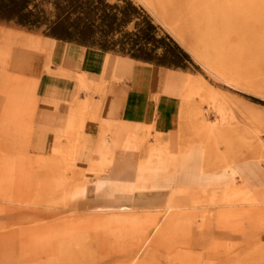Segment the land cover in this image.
Masks as SVG:
<instances>
[{
    "label": "rangeland",
    "instance_id": "rangeland-1",
    "mask_svg": "<svg viewBox=\"0 0 264 264\" xmlns=\"http://www.w3.org/2000/svg\"><path fill=\"white\" fill-rule=\"evenodd\" d=\"M129 1L156 27L159 47L154 61L147 63L184 76L176 103L169 105L172 123L166 128L154 121L137 125L136 138L142 142L128 154L143 164L152 147L164 149L169 159L157 172L162 188L128 196L120 187H105L97 198L94 183L110 169L100 161L86 170L95 141L83 145V129L74 160L65 151L64 134L61 154L51 157L53 132L35 123L42 112L63 114L67 100L75 99L99 104L102 119L105 97L112 92L107 84L121 80L120 74L105 73L102 67L96 76L85 74L83 87L70 88L64 81L73 75L66 61L61 62L57 71H49L56 90L64 94L60 111L42 107L35 91L0 93V264H264V0L239 4L243 25L225 35L232 62L226 69H217L187 44L157 0ZM106 3L123 5L121 0ZM138 21L133 19L113 38L134 32ZM45 27L27 29L0 19V32L56 40L44 34ZM51 49L14 46L9 58L14 51L33 54L45 70ZM188 77L194 89L183 97ZM89 121L99 127L97 118L85 123ZM111 133L105 139L107 150L116 152L126 133L118 139ZM222 172L239 187V194L228 178L222 181ZM82 178L88 180L80 196L75 190ZM171 188L173 201L166 209ZM112 217L127 220L115 223Z\"/></svg>",
    "mask_w": 264,
    "mask_h": 264
},
{
    "label": "bare ground",
    "instance_id": "bare-ground-1",
    "mask_svg": "<svg viewBox=\"0 0 264 264\" xmlns=\"http://www.w3.org/2000/svg\"><path fill=\"white\" fill-rule=\"evenodd\" d=\"M243 0H157L163 14L176 24V29L187 44H191L200 50L204 59L217 67V69H226L229 61V54L225 50V35L238 30L243 22L240 20L239 4ZM256 1V0H255ZM259 1V0H257ZM253 0L250 2L252 3ZM260 17L257 16L256 22ZM2 43L0 45V93H6L9 90L35 91L36 84L29 83L36 81V78H30L19 74V65L9 59L11 49L15 47L41 51L51 49L55 43L61 41L54 39L41 38L25 33L0 32ZM193 48V47H192ZM135 59L119 56L111 53H104L103 70L124 74L132 66ZM227 61V62H226ZM49 58L45 59L44 68L49 72ZM105 68V69H104ZM73 78L65 79V84L70 88H81L87 83V77L84 72L72 74ZM170 81V76H167ZM194 89L193 80L186 78L183 90V97ZM36 98V97H35ZM37 99H34V108ZM68 108L63 114H56L43 111V117L35 121L36 126L42 130H51L53 140L51 144V157H57L62 152L63 142L61 137L64 134L65 151L72 160L77 150L78 141L85 121L98 119L99 127L97 136L92 148V157L86 170H92L102 161L109 167V174L103 180L96 179L95 195L100 197L105 187L121 188L130 196L134 191L160 189L158 185L160 176L157 174L161 170L163 163L169 159L167 152L160 146L152 147L147 153L146 161L140 164L136 159L128 156L134 153V150L140 146L142 139H137L135 130L139 128L135 124H129L125 121L100 119L98 115L99 104L91 106L90 102L79 103L75 99L67 100ZM85 113V115H84ZM64 133H61V132ZM126 133L124 142H120L121 148L118 151L111 152L107 150L106 136L108 133ZM30 132H28V137ZM27 143V142H25ZM262 145V144H261ZM262 148L264 146L262 145ZM34 166V165H33ZM151 171L149 174L148 172ZM223 182L228 176L225 173L219 174ZM79 180V179H78ZM81 179L75 191L83 196L85 190V181ZM227 183L233 188L234 193L239 194L240 190L235 182L228 178ZM244 181V180H242ZM242 185V184H241ZM246 183L243 182L241 188ZM175 189V188H174ZM174 189L171 188L167 195L165 208L170 209L173 201ZM160 196V193L158 194ZM123 207L120 208L122 210ZM127 218L112 217V222H123ZM129 220V218H128ZM33 237V236H31ZM29 237L25 239L28 241Z\"/></svg>",
    "mask_w": 264,
    "mask_h": 264
},
{
    "label": "crops",
    "instance_id": "crops-1",
    "mask_svg": "<svg viewBox=\"0 0 264 264\" xmlns=\"http://www.w3.org/2000/svg\"><path fill=\"white\" fill-rule=\"evenodd\" d=\"M104 53L72 43H55L49 56V71H57L59 63L66 61L70 74L84 72L96 76L103 67ZM11 55L9 59L20 66L18 73L36 74L35 93L42 107L48 111H60V99L64 94L61 90H56L53 76L43 70L39 58L18 51L12 52ZM106 72L109 70L105 69ZM120 76L121 80L107 84L112 92L105 97L101 110L102 119L125 121L138 126L154 121L160 126L163 124L165 128L172 123L174 112L169 105L172 106L178 99L177 85L184 79L183 75L160 65L135 60ZM167 76H170V81H167ZM97 130V122L85 123L81 139L83 145L95 141ZM111 134L117 139L120 136Z\"/></svg>",
    "mask_w": 264,
    "mask_h": 264
},
{
    "label": "trees",
    "instance_id": "trees-1",
    "mask_svg": "<svg viewBox=\"0 0 264 264\" xmlns=\"http://www.w3.org/2000/svg\"><path fill=\"white\" fill-rule=\"evenodd\" d=\"M121 1L122 6L110 5L106 0H0V19L27 29L44 25V34L61 42L139 61H154L152 54L159 47L156 27L143 10L134 7L129 0ZM135 18L139 21L134 23V32L113 38ZM168 63L177 65L172 61Z\"/></svg>",
    "mask_w": 264,
    "mask_h": 264
}]
</instances>
